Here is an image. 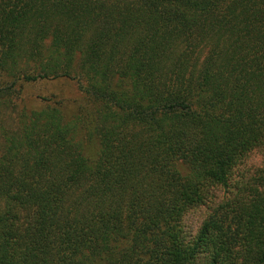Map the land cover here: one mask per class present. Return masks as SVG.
I'll return each mask as SVG.
<instances>
[{
    "label": "trees",
    "instance_id": "1",
    "mask_svg": "<svg viewBox=\"0 0 264 264\" xmlns=\"http://www.w3.org/2000/svg\"><path fill=\"white\" fill-rule=\"evenodd\" d=\"M256 156L264 0H0V264H264Z\"/></svg>",
    "mask_w": 264,
    "mask_h": 264
},
{
    "label": "rangeland",
    "instance_id": "2",
    "mask_svg": "<svg viewBox=\"0 0 264 264\" xmlns=\"http://www.w3.org/2000/svg\"><path fill=\"white\" fill-rule=\"evenodd\" d=\"M22 97V100H20V102L18 101V104L20 107H26L28 110L40 109L43 106L42 99L54 97L57 101H62L73 112L78 103L82 100L75 83L66 80L28 85L25 87ZM254 162V167L262 168L264 165L260 156H256Z\"/></svg>",
    "mask_w": 264,
    "mask_h": 264
}]
</instances>
